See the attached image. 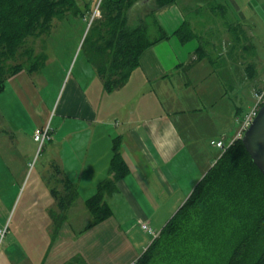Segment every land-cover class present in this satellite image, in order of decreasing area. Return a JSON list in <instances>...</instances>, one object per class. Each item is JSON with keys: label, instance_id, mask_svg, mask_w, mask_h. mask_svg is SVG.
<instances>
[{"label": "crops", "instance_id": "obj_1", "mask_svg": "<svg viewBox=\"0 0 264 264\" xmlns=\"http://www.w3.org/2000/svg\"><path fill=\"white\" fill-rule=\"evenodd\" d=\"M184 1L159 9L153 0L134 5L145 6L144 19L154 10L152 26L158 32L161 25L170 38L143 54L122 87L106 90L86 58L51 92V74L42 71L51 63L49 53L41 70L7 79L0 93V227L8 232L0 264H65L76 256L86 264H132L153 241L137 240L134 231L147 223L161 232L221 156L210 142L235 136L241 113L223 76L231 70L217 68L209 56L190 65L207 24L199 13L203 0H193L189 13L198 17L190 20L179 8ZM205 2L225 5L233 22L256 16L252 0ZM184 21L201 38L182 44L174 32ZM51 116L52 139L42 149L44 160L34 163V132ZM116 154L128 171L105 197L112 214L90 226L86 202L112 176ZM66 181L77 195L61 212L55 191L64 195Z\"/></svg>", "mask_w": 264, "mask_h": 264}, {"label": "trees", "instance_id": "obj_2", "mask_svg": "<svg viewBox=\"0 0 264 264\" xmlns=\"http://www.w3.org/2000/svg\"><path fill=\"white\" fill-rule=\"evenodd\" d=\"M140 1L105 0L103 19L93 27L96 30L93 54L88 55V60L104 79L108 91L125 85L139 67L143 54L170 38L161 25L157 37L150 36L152 23L157 20L152 18L154 10L147 19L141 18L137 25H130V9ZM177 1L153 0L158 9ZM210 5L212 13L223 19L227 31L236 40L240 39L243 25L229 18L225 5L216 2ZM85 6L83 13L77 0H0V93L11 76L22 70L39 71L45 65L53 29L68 14L88 13V3ZM174 35L182 44L201 38L188 21H184ZM42 37L43 52L36 54L34 44H29ZM199 43L196 59L190 65L207 56L215 64L213 54L206 49V40ZM22 56H26L25 62L20 60ZM127 171L125 162L116 154L110 166L112 176L86 202L92 216L90 226L112 214L105 197L116 191L117 182ZM63 189L64 195L55 191L61 212L67 210L77 195L69 181L63 184ZM65 264L86 262L76 256ZM136 264H264V174L253 162L242 139L234 141L221 153Z\"/></svg>", "mask_w": 264, "mask_h": 264}, {"label": "rangeland", "instance_id": "obj_3", "mask_svg": "<svg viewBox=\"0 0 264 264\" xmlns=\"http://www.w3.org/2000/svg\"><path fill=\"white\" fill-rule=\"evenodd\" d=\"M197 2L198 1L194 2L193 0H188L184 1L179 6L180 9H184L187 20H190L193 15L198 17L196 13L192 15L189 13L191 8L196 7ZM77 3L83 13H85V9L87 8L85 5L88 3V13L84 15L79 14L78 16H74L73 14L66 15L53 29L48 39L46 53L50 54L51 63L47 68L45 67L46 70L43 68L42 71L51 74V88L49 87L51 92L56 89L57 86H60L64 75H67V78H69L71 73L75 75L82 61L86 58L88 59V55L93 54L92 43L96 31L93 27L98 20L103 19L101 16L105 14L103 13L106 10L105 0L103 2L102 0H77ZM141 3L142 1H140L139 4ZM204 4V8L200 9L199 13L206 16L202 23L208 26L205 27L206 32L204 36L205 40H207L206 49L213 54L212 58L215 60L217 68L227 65L231 70V72H227L223 76L231 87L229 90L232 98L231 103L239 107L241 113L240 117H242L245 113L247 114L250 112L252 109L251 106L255 104V93L264 90V82H259L261 76L264 74V29L261 27V21L264 20V0L261 3H259V0H252L251 8L254 9V15L256 16L254 19L252 17L251 20L241 23L244 25L243 30L245 29V31L239 32L242 38L238 40H236L232 33L227 31L221 16H215L214 13H212V6L206 2ZM199 5L203 4L201 3ZM133 7L129 12V23L131 26L137 25L144 14L148 12L145 6L134 7V10ZM228 12L231 16L230 13L232 12L229 10ZM170 15H174V12ZM229 18L233 20L232 17ZM92 23L93 26L91 27ZM203 27L204 26L199 27L198 29L203 30ZM157 34V28L152 26L150 28V36L154 38L157 37ZM43 39L44 37L32 40L31 44H29L30 46L34 44L36 54L43 52ZM220 53H222L223 56L220 57ZM25 57L26 56H22L20 60H24L25 62ZM254 77L255 79L251 80ZM36 78H38L37 75ZM262 79L264 80V75ZM66 80L67 79H65V81ZM210 84L211 82H209L208 86ZM261 85L263 87H261ZM110 97H114V94ZM51 119L52 116L48 122L49 124L51 123ZM233 119L234 117L232 120ZM46 124L47 122L45 125ZM34 142L38 149L34 163L38 158L41 162L44 160L45 155L42 149L46 146L47 142L44 143L41 150H39V144L35 140ZM134 233L139 235L137 238L139 241L146 237L147 239L151 237V240L154 238L150 236L147 231L143 230L142 226L134 231Z\"/></svg>", "mask_w": 264, "mask_h": 264}, {"label": "built area", "instance_id": "obj_4", "mask_svg": "<svg viewBox=\"0 0 264 264\" xmlns=\"http://www.w3.org/2000/svg\"><path fill=\"white\" fill-rule=\"evenodd\" d=\"M264 104V90L261 92L255 93V104L246 115L243 117L237 116L235 121L237 123L238 130L236 131L235 136L232 137V140L229 142L224 139L212 140L210 143L212 146L221 149L224 152L234 141L238 139H242L244 133L249 128L251 123L254 121L257 116L260 108ZM52 130L49 123H47L44 127H39L34 132V140L39 144V150L43 148L45 142H48L52 139ZM142 229L147 231L150 235L156 238L159 235V232L154 231L147 223H142ZM8 232V226L0 227V243L3 242ZM137 261L132 264H136Z\"/></svg>", "mask_w": 264, "mask_h": 264}, {"label": "water", "instance_id": "obj_5", "mask_svg": "<svg viewBox=\"0 0 264 264\" xmlns=\"http://www.w3.org/2000/svg\"><path fill=\"white\" fill-rule=\"evenodd\" d=\"M242 143L255 165L264 174V104L244 133Z\"/></svg>", "mask_w": 264, "mask_h": 264}]
</instances>
